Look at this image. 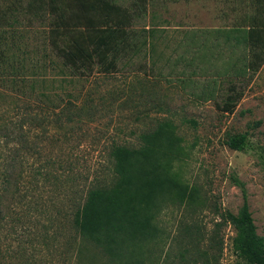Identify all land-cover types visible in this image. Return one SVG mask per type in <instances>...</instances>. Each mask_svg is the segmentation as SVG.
Segmentation results:
<instances>
[{
	"label": "rangeland",
	"instance_id": "374dc122",
	"mask_svg": "<svg viewBox=\"0 0 264 264\" xmlns=\"http://www.w3.org/2000/svg\"><path fill=\"white\" fill-rule=\"evenodd\" d=\"M168 1L166 4L154 0L150 8L146 3L141 10L133 1L128 2L127 9L132 14L137 12L130 27L136 38L135 47L122 53L116 69L109 72H101L95 65L91 74L82 75L62 66L47 38L45 22L28 20L31 15L24 12L26 0H21L13 13L16 24L0 28V57L4 60L0 61V69L7 82L14 55L25 52V58L29 59L24 66L39 74L34 76L41 80L38 89L51 95L56 107L61 108L69 100L86 103L89 108L80 115L82 121L68 123L72 132L66 143L61 134L63 129L48 126V135L55 134L63 141L49 146V140L45 139L43 154H62L61 158L72 160L75 169L71 173L82 177L84 182L85 177L91 180L95 170L107 173L104 168L108 170V149L113 142L137 145L141 133L168 120L181 137L184 149L175 161V169L188 188L195 190L191 199L162 204L154 237L125 243L115 255L81 240L83 243L65 261L63 243L59 244L56 237L54 246L53 240L49 246L45 245L44 227L40 223L38 231L37 228L34 231L39 237L32 240L34 245L24 255L28 256L29 264H251L246 256L238 254L234 244L236 229L224 221L222 214L237 213L242 206L241 189L233 181L236 178L244 185L257 233L264 236V61L252 77H219L216 99L206 100L195 92H201L200 82L208 74L216 75L215 71L210 67L202 71L196 61L192 67L199 72L194 73L181 54L187 29L243 24L244 14L255 12V3L207 5L203 9L183 4L182 0ZM0 4H4L3 0ZM164 10L166 17L161 15ZM148 25L155 31L148 44H141L149 31L144 29ZM44 54L49 57H42ZM189 75L192 83L188 79L183 81ZM7 82L0 79V173L6 172L7 154L11 150L7 119L14 104L20 102ZM237 92H242V97L232 111H224L228 96L232 95L234 100ZM243 132L248 133L243 150L225 144L230 134ZM26 157V164L38 162L34 156ZM25 173V179L29 180L28 168ZM43 191L58 199L73 192L51 188ZM15 261H19L17 256L7 263Z\"/></svg>",
	"mask_w": 264,
	"mask_h": 264
},
{
	"label": "trees",
	"instance_id": "16d2710c",
	"mask_svg": "<svg viewBox=\"0 0 264 264\" xmlns=\"http://www.w3.org/2000/svg\"><path fill=\"white\" fill-rule=\"evenodd\" d=\"M20 2L10 0L8 5L0 4V28L16 24L13 13ZM79 3L76 9L50 6V12L58 18L47 22L44 14L38 13L44 10L43 0H26L24 12L31 15L30 22H45L55 56L66 69L82 75L91 74L95 65L101 72L114 71L122 56L120 48L131 46L126 39L129 33L118 28L117 23L110 25L102 21L108 10L102 4L89 5L85 0ZM253 3L255 12L245 13L243 24L191 28L185 34L181 54L185 65L192 67L199 61L202 71L210 67L216 73L208 74L200 82L202 89L195 92L197 96L216 99L219 77H252L263 65L264 0ZM68 9L76 14L70 15ZM19 54L14 55L10 65L8 82L0 69V79L9 84L14 98L20 101L14 102L13 112L7 119L11 150L7 154L6 172L0 173V264H8L16 256L19 261L13 264H29L28 256L24 255L34 245L32 240L39 237L34 231L36 228L38 231L40 223L44 227L45 245L49 246L53 240L54 246L56 237L59 244L63 243L65 261L83 243L81 240L115 255L125 243L154 237L162 204L181 203L186 197L193 198L195 192L175 169V161L184 149L173 124L168 120L158 122L154 129L139 135L137 145L113 142L108 149V170L104 168L107 173L103 169L95 170L91 180L85 177L83 182L82 177L71 173L75 169L72 160L61 158L62 154H43L42 144L45 139L49 140V146L64 139L68 142L72 132L71 126L67 128L68 123L82 121L80 115L89 108L86 103L69 100L61 108L56 107L51 95L38 89L41 80L34 76L39 74L24 66L29 59L25 58L26 53ZM46 56L49 57L46 54L42 57ZM0 61H4L3 56ZM192 68V72H199ZM190 77H184L183 81L188 79L192 83L194 80ZM235 95L234 100L232 95L228 96L224 111H232L243 93ZM48 126L63 129V140L55 134L49 136ZM247 143V132L230 134L225 140L235 150H243ZM65 150L68 152L66 147ZM27 155L36 157L38 162L26 164ZM27 168L31 173L29 180L25 179ZM233 181L241 189L242 206L237 213L226 211L222 216L236 229L234 244L238 254L246 256L251 264H264V236L257 233L243 183L236 178ZM44 188L73 192L58 199L55 195L47 196Z\"/></svg>",
	"mask_w": 264,
	"mask_h": 264
},
{
	"label": "crops",
	"instance_id": "0c3cea01",
	"mask_svg": "<svg viewBox=\"0 0 264 264\" xmlns=\"http://www.w3.org/2000/svg\"><path fill=\"white\" fill-rule=\"evenodd\" d=\"M80 1V0H79ZM78 0H43V8L44 10L38 12L39 15L44 14V19L45 21H49V20H53L54 18L57 17V14L51 13L49 10L50 6H67V7H74L76 9L77 6H80ZM133 1L134 4H136V7H138L139 10L141 9H145V4L147 3V5L150 8L151 3L154 0H85V2L89 5H93V4H102L103 6H105L106 8H108L107 12L104 14V17L102 19V21L109 23L110 25H114V23H117L120 25L121 30L125 33H129V36L126 38L127 41L131 42V46L125 45L122 46L120 49V53H126V50H130L133 49L134 46V40L136 39L132 34L133 31H131L132 28L131 24L133 21V15L135 13H137L136 11H134V14L131 13V10H128L126 7L128 2ZM164 2H166V4H168L167 2H170L168 0H162ZM183 4H187V5H195V6H199V7H204L207 5H215L217 6H222V5H232V4H237L238 2H242V3H253L254 0H182ZM5 5H8L10 0H3ZM127 2V3H126ZM133 5H131L132 7ZM133 8L135 9V7L133 6ZM137 10V9H135ZM68 11L70 12V15H74L76 14V12L72 9H68ZM167 14V12L162 11V16L166 17L165 15ZM67 15V13L65 14V16ZM68 15V16H70ZM58 18V17H57ZM41 20V19H39ZM162 27H166V26H162ZM195 28V27H192ZM144 29H149V31L146 32V35L142 37L141 40V44L143 43H149L150 38L153 36V33L155 30L152 29V27L150 25H148V27L144 28ZM190 29H187L185 31V34L187 33V31ZM145 33V31H144ZM142 36V35H141ZM184 38L185 35H184ZM184 38H183V42H184ZM132 47V48H131Z\"/></svg>",
	"mask_w": 264,
	"mask_h": 264
}]
</instances>
